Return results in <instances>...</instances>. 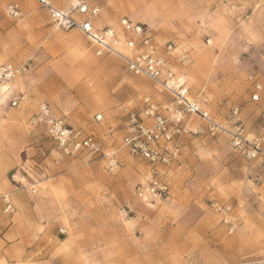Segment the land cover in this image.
<instances>
[{
	"label": "rangeland",
	"instance_id": "1",
	"mask_svg": "<svg viewBox=\"0 0 264 264\" xmlns=\"http://www.w3.org/2000/svg\"><path fill=\"white\" fill-rule=\"evenodd\" d=\"M88 1L101 7L98 27L122 36V18L144 25L219 123L264 132V99H250V76L264 82V0ZM10 2L23 17L5 13ZM3 63L27 68L0 94V264H264V162L245 159L189 116L198 132L181 137V161L163 169L170 199L143 202L134 193L149 166L122 147L123 109L140 111L146 95L170 102L162 87L116 56H97L81 33L57 29L34 0H0ZM41 103L94 134L100 154L58 153L31 122ZM214 202L231 208L233 233ZM205 227L216 230L218 250L203 242Z\"/></svg>",
	"mask_w": 264,
	"mask_h": 264
},
{
	"label": "built area",
	"instance_id": "2",
	"mask_svg": "<svg viewBox=\"0 0 264 264\" xmlns=\"http://www.w3.org/2000/svg\"><path fill=\"white\" fill-rule=\"evenodd\" d=\"M34 1L57 29L81 33L95 45L97 56L111 55L120 58L129 71L147 77L170 95V102L163 104L146 95L140 111L128 107L123 109L122 147L132 157L145 161L149 166L135 188L134 194L138 200L155 203L170 199L171 190L163 169L167 170L181 161V137L198 132L190 127L189 116L204 120L208 132L217 139L228 137L233 150L245 159L264 162V132L250 136L239 121L232 127L219 123L207 108V100L193 97L187 82L175 75L167 56L158 52L152 34L144 25L124 17L119 22L121 36L111 26L95 25V18L101 13L98 4L88 0H69L67 6L60 7L55 0ZM4 11L13 19L24 16L23 8L16 2L7 3ZM168 49H171L170 45ZM26 68V65L0 64V85L15 79ZM250 80V99L254 103H261L263 84L256 76H250ZM12 103L16 106L18 100L14 99ZM233 111L237 114L238 108ZM260 117L264 121V106ZM97 119L101 120L102 115H97ZM31 122L45 127L56 151L65 157L98 155L102 151L101 142L94 134L67 122L46 103L39 105ZM213 207L217 212L224 213L223 221L228 225L229 233H233L236 227L227 216L231 208L218 202H214ZM260 262L245 260L238 264Z\"/></svg>",
	"mask_w": 264,
	"mask_h": 264
},
{
	"label": "crops",
	"instance_id": "3",
	"mask_svg": "<svg viewBox=\"0 0 264 264\" xmlns=\"http://www.w3.org/2000/svg\"><path fill=\"white\" fill-rule=\"evenodd\" d=\"M263 79H264V75H263ZM262 84H263V92H262V97H263V99H264V82H262ZM251 118H254V115L251 117ZM253 120H255V119H253ZM188 144V143H187ZM193 230H188V233H190V232H192ZM202 234H203V242H204V240L206 241V243H208V245L209 246H207V247H209L210 249L212 248L213 250H218V239H216V237H215V232H216V230L214 229L211 233H209V229H208V227H205V228H203L202 229ZM188 247V249L189 250H191V244H189V242L187 243V246H186V248ZM209 259H208V261H211V262H216V261H218V262H221L220 261V259H215V258H211V255L210 256H207Z\"/></svg>",
	"mask_w": 264,
	"mask_h": 264
},
{
	"label": "bare ground",
	"instance_id": "4",
	"mask_svg": "<svg viewBox=\"0 0 264 264\" xmlns=\"http://www.w3.org/2000/svg\"><path fill=\"white\" fill-rule=\"evenodd\" d=\"M97 17V16H96ZM96 25V23H95ZM12 81V80H11ZM6 84H1L0 85V94L4 95V97L6 98V96L9 94V91L11 89V84H10V81H7V82H4ZM13 85V84H12ZM153 204V203H151Z\"/></svg>",
	"mask_w": 264,
	"mask_h": 264
}]
</instances>
